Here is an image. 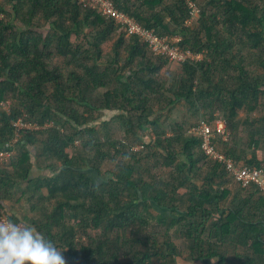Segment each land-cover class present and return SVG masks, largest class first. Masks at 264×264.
Instances as JSON below:
<instances>
[{"label":"trees","instance_id":"16d2710c","mask_svg":"<svg viewBox=\"0 0 264 264\" xmlns=\"http://www.w3.org/2000/svg\"><path fill=\"white\" fill-rule=\"evenodd\" d=\"M191 1L200 10L193 27L185 23L186 0H112L115 8L158 36H179L181 48L204 55L200 61L176 64L178 74L170 88L157 82L162 65L153 63L166 59L152 53L137 35H129L127 25L80 0L1 1L0 102H14L10 111L0 110V151L12 149L7 145L14 138V122L25 114L27 122L38 127L61 118L66 125L44 129L40 138L38 131L25 132L16 143L17 165L0 167V193L5 201L20 189V198L31 202L30 212L38 215L31 224L64 250L66 264H122L102 243L81 247L84 253L79 254L75 225L64 222L77 217L91 229L131 231L134 239L123 244L131 245L129 253L134 249L133 264H154L157 257L160 264H174L181 252L168 230L175 226L188 241L191 262L264 264V195L238 183L233 190L221 188L232 177L223 165L209 160L200 140L187 132L199 120L210 124L221 116L228 137L213 141L234 161L264 170V125L254 126L264 121V0ZM108 41H114V56L103 62L102 45ZM58 57L66 59L61 67L53 63ZM159 88L169 95L159 94ZM155 95L166 102L157 112ZM179 100L196 120L186 125L166 116ZM256 108L262 113L250 115ZM164 109L163 116L157 114ZM238 109L245 111V121L254 129L247 133L253 148L249 154L231 143ZM111 110L120 111L116 117L125 135H134L141 150L113 139L110 120L96 126L102 112ZM146 131L152 138H145ZM121 154L130 161L114 163L107 177H100V166ZM41 159L48 162L45 167ZM157 168L170 169L168 180L152 174ZM9 218L26 223L15 212ZM152 222L165 228L163 242L149 231Z\"/></svg>","mask_w":264,"mask_h":264},{"label":"rangeland","instance_id":"374dc122","mask_svg":"<svg viewBox=\"0 0 264 264\" xmlns=\"http://www.w3.org/2000/svg\"><path fill=\"white\" fill-rule=\"evenodd\" d=\"M1 1L0 0V5H1ZM131 2H134V0H131ZM3 3V2H2ZM9 9H11V7H8ZM198 8V7H197ZM199 9V8H198ZM189 17L186 19L188 20ZM193 22L192 24H190V27L196 26V23L193 21V19L190 20V23ZM186 23V21H185ZM15 24L17 25V27H22V29L24 28V25L21 22H18V20H15ZM48 29L44 30V34L46 35L48 33V31H46ZM179 37V36H177ZM180 38V37H179ZM76 41L75 38L71 37V42ZM78 42L82 43L85 45V41L83 40H78ZM113 42L114 41H108L105 44L102 45V56H104L103 58V62H105V60H109L111 59V57L114 56L113 54ZM65 58L64 57H58V58H54L53 59V63L55 65L58 66H63L65 64ZM121 65H124V61L120 62ZM141 63L140 61H137L136 64ZM153 63L157 66H161L159 71H158V77H157V82L161 83V87L162 85H165L167 88L171 87L172 82L171 79L173 78V76H176L178 74V72H176L177 70V65L174 63H170V62H164L163 59L161 60H153ZM86 65V62H82V66ZM124 81L126 79V76L123 77ZM161 88H159L160 90ZM163 93V96H167L169 95V92L166 91V89H161L159 91L160 93ZM149 94V93H148ZM155 97V99H154ZM152 96L153 98V104H154V108L157 111L161 110L160 108L164 107L165 105V99L164 97H161L160 95H155ZM13 99L8 98L7 100L1 101L0 102V110H6V111H10L11 106L13 104L12 102ZM170 110L171 113L166 116L169 117H173L175 120L177 121H186V125L189 124L191 121L196 120L198 117L197 115H195L192 111H190V109L188 108V106L185 104L184 101L179 100L176 101L175 103H173L170 106ZM220 112V110H218ZM120 111L115 112L114 110L110 111V112H102L100 118L96 121V126L99 125L100 120L103 119H108L111 122L110 125V129H111V137L117 141H125L127 143L132 144V150L133 151H138L141 150V143H139L137 140H135L134 135L132 134H128L125 135L124 132V128L120 122V120L118 119V117H116V115H118ZM166 112V110H162V112L157 113V114H161L162 116L164 115V113ZM221 113V112H220ZM262 113L260 108H256L254 111H252L250 113V115L253 116H258ZM219 114V113H218ZM222 114V113H221ZM219 114V115H221ZM246 113L243 109H238L237 110V115H236V120H237V124L236 127L234 129V132L232 133V141L231 143L234 145L238 144V146L240 145V147L242 146V148L244 149V151L246 152V154H249L253 148L252 146L248 145L249 141H248V135L247 133H249L250 131L254 130L253 128H251V126L249 125L248 121H245L246 118ZM250 115H247V120H249ZM26 114L21 116L19 119H17L14 122V138L11 141L10 145L12 146V150L6 155V159L3 162H0V167H10L13 168V163L16 166L17 162H18V155L20 152L19 147H17L16 143L19 140H22L24 138V134L26 131H30V132H36L38 135L37 137L40 138L41 136H39V132H41L44 129H48L49 127H57L59 129H64L63 126L66 125V121L65 118L58 119L56 121H52L48 124H46L43 127H38L36 124H30L27 122L26 119ZM163 118V117H162ZM215 118H223L221 116L215 117ZM224 119V118H223ZM214 120V119H213ZM225 120V119H224ZM226 121V120H225ZM98 122V123H97ZM227 124V122H226ZM262 125H264V121L263 123H259V122H255L254 126H257L258 128L261 127ZM228 132H229V128L227 127ZM143 132L142 130L140 131V133ZM105 133H102V135ZM144 136L145 138H152V133L151 131H146L144 132ZM100 137L104 139V136ZM43 138V137H42ZM260 138H261V146L263 144L264 146V132H262L260 134ZM78 145H80V143L78 142ZM220 145V144H219ZM8 146V145H7ZM260 145L257 147L258 151L259 148L261 147ZM262 146V148L260 149V152L264 149V147ZM240 147H238L240 149ZM237 149V150H239ZM255 151V150H254ZM121 155H118L115 159V161H108L106 163H103L100 166V177H107L105 174L106 171H111L112 169H114V163H118V162H129L130 158L129 157H121ZM261 160H263L261 162V164L264 165V158L261 157ZM3 163V164H2ZM48 162L45 159H41L40 164L42 167H45V165ZM53 163L57 166H59V163L57 162V160H53ZM150 163H152L151 165H153V161L151 160ZM90 169V168H89ZM88 168L86 169L87 172H89ZM169 170L170 169H160L157 168L154 170V172L152 174L154 175H158L160 178L162 177L163 180H168V175H169ZM99 183V181H98ZM236 182H229L228 184H223L221 185V188L223 187H227L231 190L236 189L237 185H235ZM27 185H23V188L26 189ZM18 192V193H17ZM12 191L10 192L9 196L10 199H5V201H3L2 199V194L0 193V204L4 205V208H2L0 206V213L4 212L5 214H7L9 217L10 215L13 213L14 210H18V214H17V218L19 220H24L26 223H32L33 219H38V215L37 217L35 216V214H33L32 212H30V204L25 198H20L19 193H20V189H18V191ZM34 203H39V200L34 199ZM53 203H56V200L52 201V205ZM51 205V206H52ZM179 205V203H178ZM157 212V210L155 211ZM161 213H166L165 215H169L170 211H163ZM176 214V212H174ZM74 216V215H72ZM42 217V216H41ZM75 218L73 219H69L66 218V220H64L65 223H69V225H75L76 228V232H75V241L78 242L79 245V254L82 255V253H84L82 251L83 248L81 247H88V248H95L98 244L102 243L104 245V250L111 253L116 254V256L118 257V262L122 263V264H133L134 263V258H132V253L134 252V249L132 251V253H129L130 244H125L126 242H128L129 240L134 239V234L131 233V231L128 232H122L121 230L119 231L118 229H111V230H106L104 229V226H102L101 228H97V229H91L88 227V221H86L85 219H81L79 217H77L75 220ZM62 222V223H64ZM55 231L59 232L60 229L55 228ZM149 231L153 234L156 235L157 240L159 242H163L166 237H165V228L162 226H158L157 223L152 222L149 226ZM169 232V238L170 241L177 247V249L181 252L180 256L176 257L175 259V263L174 264H202L201 262L197 261V262H191L189 261V259H187V253H188V241L183 239V236H181V233H179L178 230V226H175L173 228H170V230H168ZM126 240V241H124ZM123 242H125L123 244ZM133 246V245H132ZM138 246V244L136 245ZM232 255V252H230ZM158 259L154 260V264H160L161 261V257H157ZM66 260V257H65ZM111 262V260L109 261ZM207 264H217L216 261L210 260Z\"/></svg>","mask_w":264,"mask_h":264},{"label":"built area","instance_id":"2783aa9c","mask_svg":"<svg viewBox=\"0 0 264 264\" xmlns=\"http://www.w3.org/2000/svg\"><path fill=\"white\" fill-rule=\"evenodd\" d=\"M80 1L84 6L95 9L102 16L114 19L118 24L127 25L126 30L129 35H137L143 43L147 44L152 53L166 59L170 63L178 64L203 59L204 55L202 53H193L190 49L181 48L179 37L158 36L154 30L145 28L115 8L112 0ZM186 5L189 10V19L186 20V24H192L193 22L190 23L191 19L196 23L200 10L191 0H186ZM187 132L192 133L200 140V148L203 154L209 160L223 165L234 182L241 187H254L264 195V170L234 161L213 141L216 136L223 140L228 137L227 124L223 118H215L210 124L199 120L198 124L195 127H189ZM8 147L12 146L9 144ZM10 151H0V162L6 159L5 157ZM4 212L0 213V220L7 221L10 218Z\"/></svg>","mask_w":264,"mask_h":264},{"label":"clouds","instance_id":"9594fccd","mask_svg":"<svg viewBox=\"0 0 264 264\" xmlns=\"http://www.w3.org/2000/svg\"><path fill=\"white\" fill-rule=\"evenodd\" d=\"M0 264H66L64 250L34 225L0 220Z\"/></svg>","mask_w":264,"mask_h":264},{"label":"crops","instance_id":"0c3cea01","mask_svg":"<svg viewBox=\"0 0 264 264\" xmlns=\"http://www.w3.org/2000/svg\"><path fill=\"white\" fill-rule=\"evenodd\" d=\"M13 212H15L16 214H18V210H14Z\"/></svg>","mask_w":264,"mask_h":264}]
</instances>
